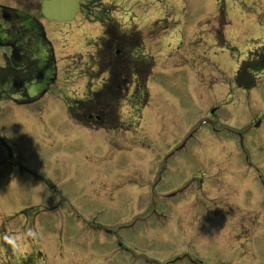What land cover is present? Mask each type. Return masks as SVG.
Masks as SVG:
<instances>
[{
	"label": "rangeland",
	"instance_id": "1",
	"mask_svg": "<svg viewBox=\"0 0 264 264\" xmlns=\"http://www.w3.org/2000/svg\"><path fill=\"white\" fill-rule=\"evenodd\" d=\"M97 1L121 24L123 16L158 21L147 59L151 106L170 117L145 115L138 135L89 146L79 136L57 142V104L0 100V264H188L182 253L196 264H264L262 223L243 231L239 206L186 187L213 174L207 163L226 141L224 121L261 122L234 132L255 168L229 177L232 189L264 163V78L246 94L231 84L245 52L264 46V0ZM87 33L77 31L79 44ZM239 102L231 110L239 122L220 114L218 105ZM147 122L154 133L141 135ZM98 166L107 180L93 177Z\"/></svg>",
	"mask_w": 264,
	"mask_h": 264
},
{
	"label": "flooded vegetation",
	"instance_id": "2",
	"mask_svg": "<svg viewBox=\"0 0 264 264\" xmlns=\"http://www.w3.org/2000/svg\"><path fill=\"white\" fill-rule=\"evenodd\" d=\"M44 1L0 0V100H9L20 106L42 103L44 108L46 102L57 104L59 143L79 136L89 138V146H93L104 141L99 138L105 136L138 135L135 131L145 115L149 120L160 115L152 109L155 87L148 81L151 66L147 59L151 57L154 31L152 23L146 18H136L133 22L131 18L120 17L121 24L114 17L106 16L101 10L103 7L96 6L94 0L82 1L72 21L58 23L42 15ZM78 21L79 26L73 28L72 25L76 22L78 25ZM77 31L88 32L81 44L75 38ZM76 45L81 47L79 50L85 49L84 55L75 50ZM74 57L80 58V64L72 65L75 71L70 69ZM84 57L86 62L81 64ZM253 59V56L248 57V63L239 65L235 72L234 83L242 93H245L249 74L259 78L264 73V65H253ZM235 106L239 111L243 105L240 102L239 105H219L220 114L229 122ZM160 107L164 110L163 105ZM160 116L167 117L166 113ZM234 120L239 122L233 117ZM254 120L256 117L242 120L238 126L224 121L226 141L211 148L216 149L218 159L207 163L213 174L208 181L201 178L197 185L194 182L186 185L201 190L207 201L219 202L225 209L234 206L237 209L239 206L237 213L244 216L241 221L243 231L254 230L256 223L264 225V163L260 162L256 179L245 180V187L241 186L238 192L232 189L233 183L226 180L255 168L254 161L249 158L242 161L240 155L248 152L242 141L234 136L236 130L247 132L261 125L260 121ZM248 121L251 123L247 125ZM140 131L141 135L154 133L149 122ZM121 143L122 139L117 145L118 154L124 148ZM167 169L175 172L173 167ZM103 177L108 176L105 174ZM152 214L156 216L157 212L152 209ZM8 255H12L11 252ZM181 257L188 259V264H196L184 253Z\"/></svg>",
	"mask_w": 264,
	"mask_h": 264
},
{
	"label": "water",
	"instance_id": "3",
	"mask_svg": "<svg viewBox=\"0 0 264 264\" xmlns=\"http://www.w3.org/2000/svg\"><path fill=\"white\" fill-rule=\"evenodd\" d=\"M81 0H51L44 3L42 14L59 22L71 20L79 7Z\"/></svg>",
	"mask_w": 264,
	"mask_h": 264
},
{
	"label": "trees",
	"instance_id": "4",
	"mask_svg": "<svg viewBox=\"0 0 264 264\" xmlns=\"http://www.w3.org/2000/svg\"><path fill=\"white\" fill-rule=\"evenodd\" d=\"M244 66V65H243Z\"/></svg>",
	"mask_w": 264,
	"mask_h": 264
}]
</instances>
